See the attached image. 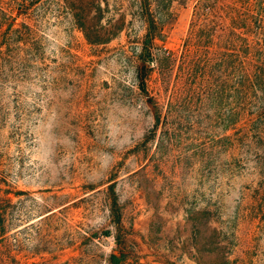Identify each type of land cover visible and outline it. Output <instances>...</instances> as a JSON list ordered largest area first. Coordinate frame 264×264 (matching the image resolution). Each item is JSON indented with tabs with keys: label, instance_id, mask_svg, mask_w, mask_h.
<instances>
[{
	"label": "rangeland",
	"instance_id": "rangeland-1",
	"mask_svg": "<svg viewBox=\"0 0 264 264\" xmlns=\"http://www.w3.org/2000/svg\"><path fill=\"white\" fill-rule=\"evenodd\" d=\"M198 1L0 0L14 40L0 50V264H194L212 237L237 240L233 264H264V221L239 219L258 173L228 158L221 128H190Z\"/></svg>",
	"mask_w": 264,
	"mask_h": 264
},
{
	"label": "trees",
	"instance_id": "trees-1",
	"mask_svg": "<svg viewBox=\"0 0 264 264\" xmlns=\"http://www.w3.org/2000/svg\"><path fill=\"white\" fill-rule=\"evenodd\" d=\"M16 6V14L23 15L28 4L16 3ZM7 18L10 16L0 10V50L3 47L9 49L14 42L11 25L2 30L4 23L1 20ZM84 37L89 43L97 41L85 32ZM158 37L151 33L146 36L150 46ZM188 40L191 50L186 76L190 79V94L199 104L198 117L201 118L200 121L198 117L190 120V128H221L228 158L242 155L245 161L253 164L258 180L255 187L248 190L249 194L242 195L239 219L242 222L249 218L264 221V0L198 1ZM162 51L163 59L169 61L171 54L167 50ZM139 59L142 65L138 88L152 104V128H158L161 119L159 108L148 98L146 88L149 64L157 62V58L150 50L143 49ZM0 191L1 227L10 200L6 197L9 193ZM2 194L6 196L2 197ZM248 196L249 201L246 200ZM113 204L116 207L115 199ZM250 210L253 217H250ZM200 213L194 216L198 217ZM190 221L193 222V215ZM1 235H4V230H0ZM236 242L219 237H212L201 244L198 240L200 249L192 248L195 253L191 259L194 264H233L234 261L229 260L231 254L224 249L235 246ZM112 259L116 258L113 256Z\"/></svg>",
	"mask_w": 264,
	"mask_h": 264
}]
</instances>
